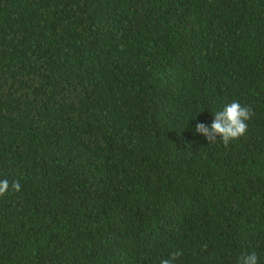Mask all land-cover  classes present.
<instances>
[{
	"label": "trees",
	"instance_id": "1",
	"mask_svg": "<svg viewBox=\"0 0 264 264\" xmlns=\"http://www.w3.org/2000/svg\"><path fill=\"white\" fill-rule=\"evenodd\" d=\"M0 179V264H264V0H0Z\"/></svg>",
	"mask_w": 264,
	"mask_h": 264
},
{
	"label": "clouds",
	"instance_id": "2",
	"mask_svg": "<svg viewBox=\"0 0 264 264\" xmlns=\"http://www.w3.org/2000/svg\"><path fill=\"white\" fill-rule=\"evenodd\" d=\"M212 120L210 123L196 122L193 135L208 142H215L217 138L227 145L230 141L242 137L251 120L253 111L241 102L233 100L225 103L219 110L211 112ZM19 192L21 184L19 181L9 183L7 179H0V196L9 190ZM179 252L173 253L170 258L164 259L161 264H174V260L179 256ZM239 264H259V258L255 251L248 253L240 258Z\"/></svg>",
	"mask_w": 264,
	"mask_h": 264
}]
</instances>
